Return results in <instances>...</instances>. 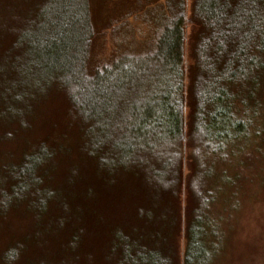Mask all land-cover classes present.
<instances>
[{
    "label": "trees",
    "instance_id": "trees-1",
    "mask_svg": "<svg viewBox=\"0 0 264 264\" xmlns=\"http://www.w3.org/2000/svg\"><path fill=\"white\" fill-rule=\"evenodd\" d=\"M105 28L94 59L90 0H0V264H246L264 0H137Z\"/></svg>",
    "mask_w": 264,
    "mask_h": 264
},
{
    "label": "rangeland",
    "instance_id": "rangeland-1",
    "mask_svg": "<svg viewBox=\"0 0 264 264\" xmlns=\"http://www.w3.org/2000/svg\"><path fill=\"white\" fill-rule=\"evenodd\" d=\"M141 1L146 2L151 0ZM161 2L163 3V0H159V3ZM90 4L98 32V37L95 38V44L92 49V56L94 59L108 57L112 51V40L110 39L111 32L109 28H105L109 24V19L112 17L114 18L117 14L124 12L135 4L137 6V0H90ZM185 4L189 15L191 0H185ZM128 22V24H132L134 27L136 26L133 36L138 38L140 35L139 31H137L138 22H134L133 19H129ZM191 31V25H187L186 34L190 35ZM256 180L258 181V179ZM260 200L261 201L258 202L256 206H247L242 216L237 217V221L234 222L230 257L228 260L235 255H242L246 264H264V193L260 197ZM2 245L3 243L0 242V247ZM179 248L182 249V242L179 243ZM238 262L234 260L233 264L243 263L240 261ZM225 264L232 263L227 262Z\"/></svg>",
    "mask_w": 264,
    "mask_h": 264
}]
</instances>
